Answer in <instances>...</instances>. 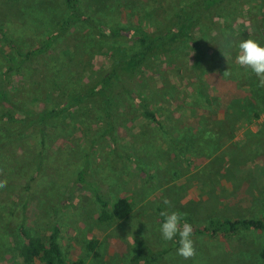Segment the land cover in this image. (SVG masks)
Wrapping results in <instances>:
<instances>
[{"label": "rangeland", "instance_id": "rangeland-1", "mask_svg": "<svg viewBox=\"0 0 264 264\" xmlns=\"http://www.w3.org/2000/svg\"><path fill=\"white\" fill-rule=\"evenodd\" d=\"M143 1L78 0L86 12L103 22L102 14H110L115 23L134 21ZM187 1L160 0L147 9L162 14ZM228 9L202 27L208 35L202 38L207 103L190 68L191 47L183 41L170 63H150L129 82L114 85L107 107L98 99L83 101L68 116L48 121L42 145L34 127L22 129L18 122L3 136L0 122V180L7 181L0 188V264H23L18 248L27 238H45L53 227L62 264H143L141 258L150 256H158L153 264H259L263 232L217 238L195 233L210 221L264 217L263 88L236 63L241 40L264 46V14L260 0H236ZM66 13L62 0H0V90L10 102L0 101V115L30 117L56 100L60 91L45 83V75L64 85L62 92L76 93L126 54L125 42L98 38L81 24L58 33ZM53 34L41 54L24 58ZM11 65L15 70L4 74ZM227 70L231 75H223ZM93 191L106 210L126 199L130 214L113 225L98 222ZM165 210L191 224L194 257L177 254L178 236L162 239ZM133 256L138 259L131 263Z\"/></svg>", "mask_w": 264, "mask_h": 264}, {"label": "trees", "instance_id": "trees-1", "mask_svg": "<svg viewBox=\"0 0 264 264\" xmlns=\"http://www.w3.org/2000/svg\"><path fill=\"white\" fill-rule=\"evenodd\" d=\"M160 0H144L138 4L141 10L137 17L132 18L134 21L126 19L125 23H115L110 14H102V18L106 19L101 21L97 18L95 12H86L80 6L78 0H62L66 8V16L60 23L58 33H64L70 27L76 24H81L88 28L90 33L102 39H115L122 40L126 43V54L117 56L112 59L107 70L99 76L88 78L86 82L82 83L81 89L76 93L62 92L64 85L59 83L55 77L45 75V83L51 84L55 91H60L57 94L58 98L49 105H44L32 116L27 114L21 115V119L15 118L8 114L0 115L1 126L5 129L1 130L3 136H9L6 130L17 129L15 125L20 122L22 129L35 128L40 145L43 144L45 139V126L51 119L65 115L68 116L69 112L78 107L83 101H93L102 103L107 107L112 97L113 86L122 85L129 82V79L139 72L143 67L150 63L160 65V63H170L171 52L175 46L183 41H187L191 47V62L190 68L195 78L196 84L199 86L200 93L204 97V103H207V94L203 92L202 75L209 65L206 60V49L202 42V38L207 39L208 35L202 30V27L211 25L214 17L219 16L223 12H229L228 6L236 0H189L185 3L175 7H166L162 14L149 11L147 5L158 6ZM137 5V4H134ZM146 5V6H143ZM264 14V0H260ZM147 9V10H146ZM226 10V11H224ZM149 11V12H148ZM230 14V13H229ZM141 15V16H140ZM140 16V17H138ZM229 16V15H228ZM233 21L234 17L230 18ZM264 30V17L261 18ZM214 29V28H213ZM57 35L53 34L49 40L41 46L25 52L24 58H29L32 55H39L42 53L44 47H49V43ZM49 44V45H48ZM42 49V50H41ZM112 56L113 54L110 53ZM108 55V57H109ZM213 58V57H211ZM167 65V64H166ZM168 68V66H167ZM15 70L14 66H7L4 74ZM160 76V75H158ZM125 96L129 99L141 101L142 97L137 93L124 91ZM262 98L264 100V88L262 91ZM101 100L100 102L95 100ZM0 101L4 104L10 102L5 94L0 90ZM64 103V104H63ZM12 109L17 108L11 104ZM103 107L105 112L107 109ZM142 115L155 122V116L147 110L142 112ZM5 124V125H4ZM111 128H108L110 132ZM17 132V131H15ZM23 130L20 131V133ZM18 137L16 133H11ZM95 202L99 206L97 221L105 223L106 225H113L126 218L131 212V204L126 199H118L115 201L109 210H106V203L100 199L96 192H92ZM264 198V191H263ZM257 231L264 233V217L261 219L242 218L233 221H210L208 225L201 229L195 230L196 234L206 235L209 238H217L219 235L230 237L239 232ZM21 234L24 233L21 230ZM58 229L53 227L51 232L43 239L40 238H27L22 246L17 250V255L23 264H62L61 252L57 244ZM178 245V244H176ZM89 251H92V244L87 246ZM167 251H162L161 254L165 255ZM95 256V253H93ZM158 257V256H156ZM156 257H142L143 264H153ZM259 264H264V243L258 254ZM138 257L133 256L130 262L137 261ZM72 264H82L81 261L73 262Z\"/></svg>", "mask_w": 264, "mask_h": 264}, {"label": "clouds", "instance_id": "clouds-1", "mask_svg": "<svg viewBox=\"0 0 264 264\" xmlns=\"http://www.w3.org/2000/svg\"><path fill=\"white\" fill-rule=\"evenodd\" d=\"M238 55L236 63L245 69H250L258 78V87L264 88V46L258 41L247 38L238 44ZM223 75H231L227 70ZM7 181L0 180V188L6 187ZM165 205H170V201L165 199ZM163 222L160 225L161 237L164 241H173L177 236L179 247L177 254L184 259H190L196 255L194 241L192 239V226L184 222L181 223L182 214L177 211H161Z\"/></svg>", "mask_w": 264, "mask_h": 264}]
</instances>
